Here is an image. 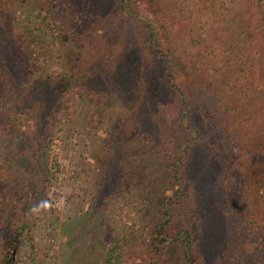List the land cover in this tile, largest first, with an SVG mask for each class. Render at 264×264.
I'll list each match as a JSON object with an SVG mask.
<instances>
[{
  "label": "trees",
  "instance_id": "obj_1",
  "mask_svg": "<svg viewBox=\"0 0 264 264\" xmlns=\"http://www.w3.org/2000/svg\"><path fill=\"white\" fill-rule=\"evenodd\" d=\"M212 1L147 0L146 9L151 13L160 10L153 21L144 16L136 0H117V14L124 16L125 25L129 20L144 35L139 77L125 88V94H86L89 83L99 78L124 45V37L116 47L110 43L99 13L78 10L86 0H47L53 10L67 14L68 25L72 20L76 29L69 28L71 35L62 36V42L70 47L67 61L78 70L59 78L34 80L30 62L23 60L21 65L25 54L20 53L19 39L9 30L10 16H5V22L0 20V157L13 149L14 155L6 163L17 168L20 181L45 169L49 174L58 173L60 164L43 155L53 152L55 122L66 104L83 98L103 118L98 149L90 157L97 178L93 203L100 207L134 197L142 206V225L136 233L125 234L122 241L108 236L112 248L102 264H200L188 224L197 183L198 148L207 141L202 124L193 122L195 94H206L220 111L225 109L223 116L230 115L234 126L240 127V143L264 152V16L261 22L257 17L264 0H258L260 7L253 6L252 0H229L230 9L239 13L214 10L213 15L222 22L217 26L209 23L214 17L202 8ZM0 8L1 17L13 14L16 5L7 0ZM167 17L168 22L161 23ZM258 31L261 40L256 38ZM156 68H161L160 74L153 78ZM120 80L116 77L113 88ZM227 97L236 101L234 109ZM199 98L202 101L201 95ZM171 103L176 107L174 114ZM28 155H33L36 166L21 173L19 168L30 164ZM257 170L246 178L240 176V181L222 170L213 181L217 192L222 191L217 198L226 199L232 209L240 208L237 229L244 235L245 250L240 264H264L259 255L251 256L247 250L254 246L253 251L258 252L257 240L264 236V163ZM235 201L240 207L233 205ZM22 228L26 236L15 231L2 241L0 237L2 264H14L15 251L24 237L29 258L36 264L38 251L31 227Z\"/></svg>",
  "mask_w": 264,
  "mask_h": 264
},
{
  "label": "rangeland",
  "instance_id": "obj_2",
  "mask_svg": "<svg viewBox=\"0 0 264 264\" xmlns=\"http://www.w3.org/2000/svg\"><path fill=\"white\" fill-rule=\"evenodd\" d=\"M12 1L16 5L15 12L3 13L0 20L5 22V16H10L9 30L19 39L22 48L20 53L25 54V57L20 58L21 65L23 66V60L30 62L28 67H31V77L38 82L48 77L59 78L77 72L78 68L74 63L67 61L70 47L62 42V36L71 35L69 28L76 30L71 19L72 23L68 25L67 14L53 10L47 0ZM5 2L7 0H0V7ZM147 3V0H136V5L144 9V16L156 21V13L160 10L151 7L156 10L151 13L146 9ZM251 4L260 7L258 0H252ZM84 8L103 17L105 34L115 47L120 43L119 38L124 37L121 53L110 62L109 67L96 81L89 83L86 94H106L114 91L125 94L127 87L139 77L143 32L129 20H126L127 26L125 25L124 16L117 14V0H86L84 7L78 10L83 11ZM202 8L214 17L209 20L214 26L220 22V19L213 15L214 10L224 11L226 14L239 13L238 10L233 12L230 9L229 0H213ZM1 10L0 8V13ZM263 16L264 7L257 12L259 22ZM205 20L206 17L199 25L202 26ZM166 22L168 17L161 23ZM6 24H3V29ZM256 38L261 40L260 31L257 32ZM147 70L149 72V69ZM160 70L161 68H156L152 71L153 78L159 76ZM29 73H26L27 77ZM116 77L121 80L119 86L115 85L113 88ZM258 84L262 85L261 82ZM238 90L240 91V88ZM198 95H201L202 101ZM235 97L237 98L236 94ZM228 98V104L234 109L236 101ZM88 103L83 98L69 100L55 122L53 152L47 151L43 156L52 157L60 164L58 170L54 169L58 173L49 174L45 169L32 173L30 178L24 176L26 182L20 181L17 168L13 164L9 167L6 163V159L14 155L13 149L7 156L3 153L0 157L1 241L15 231H20L26 236L27 231L22 226L29 225L37 245L36 264H102L107 250L112 248L108 243L109 235L112 234V238L122 241L125 234L136 233L142 225V206L134 197L105 203L100 207L93 203L97 178L90 157L98 149V132L102 128L103 118L98 116L93 105ZM169 105L173 114L176 113L174 104ZM191 110L193 122L202 124L207 138L206 143L198 148L197 183L193 191L194 204L189 208L188 223L198 247L200 264H240V254L245 252L242 247L244 235L240 236L237 229L240 208L232 209L226 199H218L217 194L222 191L217 192L218 187L214 186L213 181L216 179L215 174L222 170L231 172L238 181L240 176L246 178L247 175L257 173V168L264 163V152L240 143V127L234 126L230 115L223 116L225 109L220 111L210 100V96L195 94ZM214 112L217 114L216 118L213 116ZM28 156L25 157L30 164L26 163L25 168H19L21 173L36 166L33 163V155L32 158ZM233 205L237 206L238 203L235 201ZM24 239L15 251L14 264H32L28 242L26 237ZM257 245L255 249L258 252L253 251L254 246L247 250L251 252V256L259 255L264 262V236L257 240ZM1 260L2 258L0 264Z\"/></svg>",
  "mask_w": 264,
  "mask_h": 264
}]
</instances>
